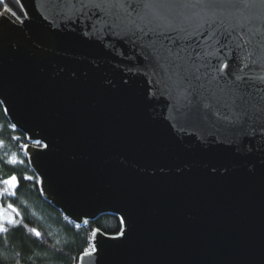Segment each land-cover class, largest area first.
I'll return each mask as SVG.
<instances>
[{"label":"water","instance_id":"95a60500","mask_svg":"<svg viewBox=\"0 0 264 264\" xmlns=\"http://www.w3.org/2000/svg\"><path fill=\"white\" fill-rule=\"evenodd\" d=\"M237 2L232 23L260 40L264 2ZM100 3L4 0L0 11V103L41 193L75 223L121 222L117 235L95 229L77 264H264V83L235 126L190 108L145 58L151 33ZM252 60L244 71L264 75L259 49Z\"/></svg>","mask_w":264,"mask_h":264},{"label":"snow or ice","instance_id":"6c2138e0","mask_svg":"<svg viewBox=\"0 0 264 264\" xmlns=\"http://www.w3.org/2000/svg\"><path fill=\"white\" fill-rule=\"evenodd\" d=\"M15 2L19 4L20 0ZM240 2L247 7L246 0ZM0 4H4V0H0ZM238 6L237 0H141L127 11L131 6L120 0L93 4L109 12L125 9L120 20L129 31L133 34L139 31L145 36L151 33L152 38L142 43V51L147 49L145 58L159 71L166 86L190 108L196 102V108L205 115L223 116L233 126L250 118L248 104L252 95L248 88L254 87L256 80L264 83V75L249 76L244 71L250 68L249 62H257L252 60L257 49L264 55V37L256 40L255 32H244L239 22L232 23L235 17L230 10ZM145 9L154 11L149 15ZM8 11L5 7V12ZM133 13L141 24L132 19ZM145 27L148 33L144 32ZM196 34H200L201 39H194ZM225 76L229 77L227 82ZM222 107L228 108L232 117L224 114ZM258 110L264 112V105ZM15 180L13 176L3 183L12 187Z\"/></svg>","mask_w":264,"mask_h":264},{"label":"trees","instance_id":"16d2710c","mask_svg":"<svg viewBox=\"0 0 264 264\" xmlns=\"http://www.w3.org/2000/svg\"><path fill=\"white\" fill-rule=\"evenodd\" d=\"M2 8L0 4V11ZM27 143L0 103V193H4L0 194V264H77L90 248L91 233L99 229L117 235L120 219L103 213L76 225L66 218L41 193L39 179L22 148ZM12 155L15 161L10 160ZM13 176L14 186L3 183Z\"/></svg>","mask_w":264,"mask_h":264},{"label":"built area","instance_id":"2783aa9c","mask_svg":"<svg viewBox=\"0 0 264 264\" xmlns=\"http://www.w3.org/2000/svg\"><path fill=\"white\" fill-rule=\"evenodd\" d=\"M28 144H29V142L27 144H24L22 146V148H23L24 151H25V148L27 147ZM31 144L39 146V143H37V142H31ZM86 223H87V221L85 223H83V224H86ZM75 224L76 225H81V224H78V223H75ZM93 233H94V231L90 235V248L86 252L91 251L93 249V245H92V235H93Z\"/></svg>","mask_w":264,"mask_h":264},{"label":"rangeland","instance_id":"374dc122","mask_svg":"<svg viewBox=\"0 0 264 264\" xmlns=\"http://www.w3.org/2000/svg\"><path fill=\"white\" fill-rule=\"evenodd\" d=\"M10 160L11 161H15L16 160V157L14 156V155H12L11 157H10ZM89 252V251H88Z\"/></svg>","mask_w":264,"mask_h":264}]
</instances>
